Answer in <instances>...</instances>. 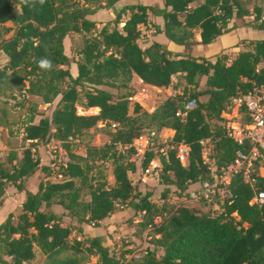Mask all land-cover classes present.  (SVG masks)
Returning a JSON list of instances; mask_svg holds the SVG:
<instances>
[{
  "label": "trees",
  "instance_id": "trees-1",
  "mask_svg": "<svg viewBox=\"0 0 264 264\" xmlns=\"http://www.w3.org/2000/svg\"><path fill=\"white\" fill-rule=\"evenodd\" d=\"M121 2L46 0L31 6L22 0H0V27L10 23L13 28L11 36L0 39V86L19 92L21 100L15 103L19 108L24 102L22 92L43 104L57 98L48 118L36 124L33 114L27 119L22 136L27 147L21 157L11 153L0 160V208L6 188L20 196L17 214L9 211L0 221V264H26L34 257V247L45 264H88L90 258L95 260L91 264H122L102 223L114 212L138 216L139 227L152 237V249L133 264H264V203L249 204L254 194L264 192V178L257 173L250 183L236 176L223 190L215 211L197 213L181 206L171 212L166 202L211 183L212 173L233 161L238 146L225 136L220 115L235 95L264 89V68H260L264 38L237 37L233 47L249 49L231 59L222 52L191 56L192 46L207 47L237 29L230 22L233 9L235 17L246 14L239 0ZM101 9H112L113 17L98 28L89 17ZM254 12L250 24L243 27L264 32L260 9ZM148 28L154 39L142 48L138 41L142 29ZM195 30L198 42L193 41ZM71 34L80 41L68 57L62 43ZM41 58L52 62L50 71L38 67ZM132 76L157 88H168L177 78L172 89L180 80L191 87L188 99L195 100L196 108L184 111L186 101L169 97L149 114L139 112L135 104V116L130 117ZM200 80L202 88H198ZM31 107L33 112L35 105ZM76 107L98 111L79 115ZM177 112H184V117H176ZM98 123L108 129L110 123L117 126L108 133L107 143L88 145L83 156L70 150L72 141ZM4 125L0 113V140ZM162 129L173 132L172 143L187 146L188 156L185 166L179 164L174 150L168 151L166 159L160 158L161 204L157 206L150 190L130 180L138 166L128 146L143 131L158 134ZM204 139L212 144L213 170L202 160L198 142ZM50 140L59 142L68 157L57 182L50 181L52 170L39 164L35 150ZM152 158L151 153L139 158L141 172ZM105 162L111 166L112 184L102 171ZM34 174L41 179L30 191L23 182ZM82 193L88 200L81 199ZM200 203L204 209L209 206ZM53 206L62 212H54ZM155 217L161 219L158 224H153ZM64 219L69 222L64 224ZM72 233L81 238L70 240Z\"/></svg>",
  "mask_w": 264,
  "mask_h": 264
},
{
  "label": "rangeland",
  "instance_id": "rangeland-1",
  "mask_svg": "<svg viewBox=\"0 0 264 264\" xmlns=\"http://www.w3.org/2000/svg\"><path fill=\"white\" fill-rule=\"evenodd\" d=\"M101 2H104V0H101ZM240 5L242 9L246 12V14L241 18L235 17L234 12L235 9H233V15L231 18V23L237 25L239 28H245L243 26H247L252 21V18H254L255 12L254 9H260V17L264 20V0H239ZM193 5V4H192ZM112 16V15H111ZM100 21L107 22L111 17L103 16L99 17ZM99 28V26H97ZM13 33V28L10 23H6L0 27V39L6 38L11 36ZM142 36H145L144 31H142ZM264 38V32L261 31L259 35L253 34L250 36L248 35V38ZM247 38V35H246ZM143 38H140L139 45L142 46L144 44ZM80 41V37L77 34H71L68 35L63 43V51L68 56L71 57V49ZM193 41H198V31H194V38ZM186 47H184V50L186 51ZM242 49H249V47L243 46ZM191 54L193 56H202V53L200 50L197 49L196 45L191 47ZM73 65V64H72ZM260 68H264V65H260ZM177 78H173L171 81V84L168 88H164L160 91H155L152 89L145 88V97H142L140 95V89L144 88L140 85H137V83L130 81L129 85L134 88V94L137 95L138 101L129 100L127 103V115L130 117L135 116L132 112V109L134 105L136 104L139 106L140 110L139 112H146L151 113L153 112L166 98H175L177 96L182 98V102H185L188 99V92L192 90L191 87L185 86V84L180 80V83L177 88H174V84ZM203 87V81L200 80L199 87ZM2 88V89H1ZM183 88H185V95L183 94ZM0 113L3 114L4 118V126L1 129L2 137L0 140V160H7V158L10 156L11 153H13L17 159L21 157L22 151L27 147L26 142L23 141V128L25 127V124L27 122V119L30 117V115L33 114V121L39 120L40 118H48L50 116V113L52 109L55 106V103L57 101V98L54 99L50 104L43 105V103L40 100H32L28 98V100H24L23 107L19 108L15 105L17 101L21 100L19 92L12 86H10L9 89H7V85H1L0 86ZM113 92V91H112ZM13 99V100H10ZM202 98V97H201ZM200 98V99H201ZM35 105V109L33 112H30L31 106ZM94 110V109H91ZM108 133H111V131L100 125L99 123L92 129L85 132L79 139L76 141H72V148L70 150H74L77 154H84V148H86L88 145L93 146H102L105 143L108 142ZM160 133V132H159ZM158 133V134H159ZM162 136L161 138H165L169 136L170 134H173L165 131L161 132ZM143 136L148 137L150 135V131H143ZM46 152L44 148L40 147L39 153L41 155V159L43 160V153ZM207 160H209V155H206ZM138 168L136 170L135 174L129 175L130 180L132 183L140 182L141 185L144 186L146 190H150L153 193V196L151 198V201L159 206L161 204V201H159V194L161 187L158 184V179H154L153 177H147L145 179V183L141 182V179L143 178L141 172V169L139 168V158H134ZM44 161V160H43ZM41 161L39 162V164ZM102 171L104 175L107 178V182L109 184H112L113 180L111 177V166L109 162L102 163ZM39 176H31L29 179L25 180L23 183L25 184H36L38 181ZM52 182L60 181V179H53L49 178ZM33 187V186H32ZM85 192V191H83ZM14 193V189L9 187L5 190L4 197H11ZM224 198V193L222 192H216L215 196H211L210 200H207L209 206L204 209L200 205L201 201L198 202H190L188 204H184L183 206L188 208L189 210H192L197 213H206L210 211H215L219 209L220 203L222 202V199ZM81 199L88 200V197L85 195V193L81 194ZM168 206H171L172 200L171 198H167L166 200ZM54 207V206H53ZM56 212H59L61 208L59 206H56ZM13 215L17 214V209L13 210ZM64 224H67L69 221L67 219H64ZM139 217L138 216H132L130 213H117L114 212V215L110 219H105L102 221V223L106 226V233L109 234L110 238L114 242V249L116 251V254L118 257L121 258L122 264H133L135 262H138L143 256L146 251H150L152 249V237L149 234L148 230H142L139 227ZM80 239L81 236H78L76 233H72L70 236L71 239ZM137 252L138 257L136 259H129L128 256L131 254V252ZM34 257L32 260L28 261L26 264H45L44 263V256L39 252L37 248H33ZM161 254V250L159 249L157 252V255ZM94 258L89 259V263H94Z\"/></svg>",
  "mask_w": 264,
  "mask_h": 264
},
{
  "label": "built area",
  "instance_id": "built-area-1",
  "mask_svg": "<svg viewBox=\"0 0 264 264\" xmlns=\"http://www.w3.org/2000/svg\"><path fill=\"white\" fill-rule=\"evenodd\" d=\"M261 20L263 19L261 18ZM140 86L144 87L140 89V95L145 97V88L148 87ZM21 95L24 100L30 98L24 92ZM136 98L137 95L134 94L130 100L138 101ZM195 108L196 102L193 99L187 100L183 106L184 111ZM97 111V109L84 110L81 107H76V113L79 115L96 114ZM175 116L183 118L184 112H177ZM220 117L222 119L221 125L225 136L238 146L233 161L218 173H212L211 183L205 182L197 190L188 192L186 195L171 197V212L190 202L202 200L206 202L210 200V197L215 196L216 192H223L226 186L236 176H240L244 182L249 183L252 182L251 176L256 173L259 177L264 178V89L260 87L252 89L243 95H235L230 99ZM99 124L104 126V124ZM116 128V124H109V130L111 132ZM198 143L202 149V160L211 169V161L207 160L206 155L211 154L212 144L209 139L200 140ZM44 146L48 151L49 159L47 165L52 170L51 178L60 179L58 171L66 165L68 157L61 144L57 141L50 140ZM128 147L133 149L134 158H140L145 153L153 154V158L142 171V183H145L147 177L158 179V171L160 169L159 160L160 158L166 159L169 150L175 151V157L181 166H185L188 156V148L184 143L174 144L171 142L170 137L161 138L153 132H150L148 137L141 134ZM31 152L33 153L34 150L31 149ZM81 155L83 156V154ZM263 203L264 192L259 191L254 194L249 204L261 206ZM160 220V217H155L153 224H158ZM128 258H138L137 252H131Z\"/></svg>",
  "mask_w": 264,
  "mask_h": 264
},
{
  "label": "crops",
  "instance_id": "crops-1",
  "mask_svg": "<svg viewBox=\"0 0 264 264\" xmlns=\"http://www.w3.org/2000/svg\"><path fill=\"white\" fill-rule=\"evenodd\" d=\"M138 1L141 2V3L146 4V3H149L151 0H122L121 3H137ZM103 16L104 17L107 16L109 18L111 17V19H112V17H113V10L112 9H101V10H98L93 15H91L89 17V19L97 22L98 23L97 26H99L101 23H104L103 21L101 22L100 19H99V17H103ZM142 31H144V33H145V36H141V38L144 39L143 40L144 44L142 46H140V45L139 46L143 48V47H146L147 45H149V43L151 42V40H153L154 38H152V35H151L152 34V29L151 28H148L146 30H143L142 29ZM260 32L261 31H259V32L252 31L250 28H247V27H245L243 29V28H239L237 26V29L234 32H232L230 34H227V35L221 36L218 40H216L215 42H213L211 45H209L207 47H202V46H197L196 45V47H197L198 50H200V52L202 53V56H204V57H209V56H211L213 54L222 52V53H224L226 55H229V57L231 59V58H233L236 55V53L238 51L243 50L242 49L243 48L242 45H238L236 47H233V44L235 43L237 37H239V38H246V35H247V38H248V35L249 36H250V34L251 35H253V34L259 35ZM259 38H261V37H259ZM198 41H199V39H198ZM138 43H139V41H138ZM179 50L182 51V48H179ZM186 50H188V49H186ZM190 55L193 56L191 54V50H190ZM131 80H132V82L137 83V85H142V86L148 87V88H150L152 90H155V91H160V90L164 89V88H157V87H153V86H150V85H146V84H143L142 82L139 83L140 80L136 76H132V79ZM30 99H32V100H39L36 97H31ZM43 105L46 106V104H43ZM37 121L38 120H35L33 122V124H36ZM165 131H168V132L172 133L171 130L162 129L160 131V133L158 134V137H161L162 136L161 135L162 134L161 132H165ZM168 137L171 138L172 137V134H170ZM40 147L41 148L43 147L44 150L46 151V152L43 153V160L44 161L41 159V155L39 153ZM35 150H36V154H37L39 160L41 161L40 165H47L48 164L49 156H48V151H47L46 147L44 145H39V146L36 147ZM35 175H38L39 176V178H38V181H39L41 179L40 178V175L39 174H34L33 176H35ZM37 182H36V184H37ZM36 184L34 186V184L32 185V184H28L27 183V184H25V186H26V188L28 190L33 191L35 189V187H36ZM19 197H20L19 195H16L15 194V191H14V193H13V195L11 197H6V198L4 197L3 203H2V207L0 208V221L5 217V215L9 211L12 212V213L14 212L13 210H16L17 209V211H18V208H19L18 207L19 206V202L18 201L20 199ZM56 209H58V208H56V206L52 207V210L54 212H56ZM61 212H62V210H59V212H56V213H61Z\"/></svg>",
  "mask_w": 264,
  "mask_h": 264
},
{
  "label": "clouds",
  "instance_id": "clouds-1",
  "mask_svg": "<svg viewBox=\"0 0 264 264\" xmlns=\"http://www.w3.org/2000/svg\"><path fill=\"white\" fill-rule=\"evenodd\" d=\"M23 3L30 4L35 6V3L38 2L40 5H43L46 0H22ZM37 65L41 70L50 71L52 69V62L47 58H41L37 61Z\"/></svg>",
  "mask_w": 264,
  "mask_h": 264
}]
</instances>
